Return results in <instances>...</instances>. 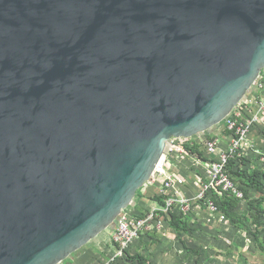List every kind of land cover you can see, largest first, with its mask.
Masks as SVG:
<instances>
[{"label": "water", "instance_id": "water-1", "mask_svg": "<svg viewBox=\"0 0 264 264\" xmlns=\"http://www.w3.org/2000/svg\"><path fill=\"white\" fill-rule=\"evenodd\" d=\"M263 70L264 0H0V264L96 241Z\"/></svg>", "mask_w": 264, "mask_h": 264}, {"label": "built area", "instance_id": "built-area-1", "mask_svg": "<svg viewBox=\"0 0 264 264\" xmlns=\"http://www.w3.org/2000/svg\"><path fill=\"white\" fill-rule=\"evenodd\" d=\"M247 158H252V168H264V70L229 117L210 133L170 140L152 178L142 188L143 199L136 198L118 218L110 239L113 251L105 250V264L124 258L143 235L163 236L172 213L188 217L197 213L193 222L202 214L217 224H229V233L232 226L214 199L227 192L245 202L228 165L231 160ZM151 187L156 190L153 198H161L162 203L148 200Z\"/></svg>", "mask_w": 264, "mask_h": 264}, {"label": "trees", "instance_id": "trees-1", "mask_svg": "<svg viewBox=\"0 0 264 264\" xmlns=\"http://www.w3.org/2000/svg\"><path fill=\"white\" fill-rule=\"evenodd\" d=\"M251 160L252 158L243 160L235 159L231 160L228 165V170L233 181L244 193V209L247 208V212L245 213L244 210L242 212V202L237 200L230 193L224 192L222 196L217 197L214 200L219 206V209L229 220L232 230H235L236 233L240 234L244 231L251 232L250 227L254 228V231L250 234L253 235L254 245L264 257V168H252ZM153 195V192H149L147 195L149 199H147L156 200L162 203L161 198H153ZM142 199L143 194L142 190H140L137 194V200L140 201ZM193 217L172 213L170 218H167L166 226L169 230L175 231L178 238L181 240L187 235L193 236L194 238L196 236L195 232L198 229H201L202 236L204 234L205 237L200 236L196 238L201 242V244H204L210 230L201 222H193ZM161 241L163 242V236H156L154 234L143 235L133 247L125 252L124 258L110 264H155L151 259V256L146 255L145 250L147 247L155 248L156 245L158 246L161 244ZM195 249L196 248L193 247L190 249V252L195 255L202 254V251L199 252ZM98 254L90 252L87 257H91L92 261L97 260V264H105L107 261L106 257L100 253ZM70 259L65 261L63 264L71 263ZM85 264L89 263L86 262Z\"/></svg>", "mask_w": 264, "mask_h": 264}, {"label": "rangeland", "instance_id": "rangeland-1", "mask_svg": "<svg viewBox=\"0 0 264 264\" xmlns=\"http://www.w3.org/2000/svg\"><path fill=\"white\" fill-rule=\"evenodd\" d=\"M244 205L245 202L243 203L241 210L242 212L244 210L246 213L247 208L244 209ZM194 216L196 217L197 213H195ZM198 220L204 221L205 227L210 230V237L207 239L208 242L205 241L204 244H201L196 238L202 236V233L200 232L201 229H198V232H195L200 235H196L194 238L193 236L187 235L181 240L174 231L169 230L166 226L163 235V242L161 241V244L158 246L156 245L155 248L147 247L145 250L146 255L151 256V259L155 264H264V257L254 245L253 235L250 234L254 231L253 227H250L251 232L244 231L238 234L235 230L231 229L229 233H226L227 230H229V224H217L216 220H208L202 214H198L197 221ZM115 227L116 225L102 234L97 240L100 241L107 236H110L111 239ZM222 233H226L227 240L222 237ZM97 240L93 241L86 248L93 246L96 248L98 246ZM193 247L199 252L202 251V254L195 255L191 253L190 249ZM101 250L102 249H100V251ZM76 254L71 258H76ZM88 263L97 264V260Z\"/></svg>", "mask_w": 264, "mask_h": 264}, {"label": "crops", "instance_id": "crops-1", "mask_svg": "<svg viewBox=\"0 0 264 264\" xmlns=\"http://www.w3.org/2000/svg\"><path fill=\"white\" fill-rule=\"evenodd\" d=\"M149 192H153V194H154V192L156 193V190H155V188L151 187V188L148 189V193ZM197 235H200V234H197ZM221 235L226 237V233H222ZM201 237H205V235L203 234V236H201ZM209 237H210V235L208 234V236H207V238L205 240L206 242H208L207 239H209ZM97 245H98L97 247L99 249L96 246H95L96 248H94V246H93V247H90V248H84L83 250L78 252L79 254L78 253L76 254V258H71L70 259L71 263H74V264H76V263L85 264L87 261L88 262L92 261L91 258L87 257L88 253H90V252H93L95 254L100 253V254L104 255L106 253L105 250H110L111 253L113 251V247H111V245H110V236H107V237L103 238L100 241L97 240ZM100 249H102L101 250L102 252L100 251ZM71 263H68V264H71Z\"/></svg>", "mask_w": 264, "mask_h": 264}]
</instances>
